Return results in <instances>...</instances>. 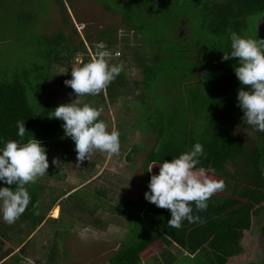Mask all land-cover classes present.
Here are the masks:
<instances>
[{
    "label": "trees",
    "instance_id": "16d2710c",
    "mask_svg": "<svg viewBox=\"0 0 264 264\" xmlns=\"http://www.w3.org/2000/svg\"><path fill=\"white\" fill-rule=\"evenodd\" d=\"M30 1L0 0V44L5 45L13 38L19 42V49L14 52L15 61L13 58L0 61V148L7 140L21 139L16 122L23 120L27 130L23 142L34 137L71 160L76 155L75 143L65 136L64 122L48 118L51 111L64 104L57 100L50 83L52 68L56 64L69 66L75 53L81 50L67 46L72 38L62 32L51 37L40 32L31 43V59L28 58L26 38L29 37L26 33L36 17V10L43 12L46 8L50 11V4L54 2L67 13L66 3L75 0H47L42 6H34ZM94 1L121 15L153 50L151 55L140 58L143 80L134 82L153 103L148 104L151 112L146 116L143 130L146 137L151 133L156 136L155 144L146 156V167L153 162L172 161L199 142L209 158L216 157L224 163L245 161L250 165L252 178L257 175V170L260 171L259 186L263 192L258 202H263L264 132L244 123V112L238 106V90L242 85L234 71L239 61L238 58L223 60V55L231 50L229 29L243 37L259 38L258 32L255 37L250 33L249 18L264 14V0H112L110 4L104 0ZM185 23L188 33L181 35L180 29ZM106 34L109 39L104 38ZM114 34L113 28L101 31L98 42L105 43L109 50L118 42ZM82 54V63L91 58L85 48ZM126 60L121 57L119 63L123 62L124 70L105 89L106 95L104 91L95 96L85 95V103L90 104L98 98L100 104L91 106L107 107V99L115 103L123 93L132 92L126 80ZM156 84L162 90L156 89ZM244 90L249 89L244 86ZM169 94L171 99L166 98ZM99 119L102 120L101 116ZM237 128L254 130L252 148ZM116 129L121 140L133 133L128 127ZM140 147L134 148L133 152ZM127 158L130 160L129 155ZM215 164L212 170L222 172L223 164L219 167ZM152 175L146 173L144 177L147 192ZM97 192L106 194L103 190ZM209 203L210 199L205 211H196L193 204V215H198L200 221L184 220L182 227L176 229L168 226L170 210L158 208L144 196V202L138 205L136 212L127 216L131 218L130 236L104 264H141L142 253L158 240L166 248L179 247L189 257L197 258L199 264H229L235 247L241 242L239 231L253 229L260 213L255 203L247 201L209 219ZM261 233L264 239V220ZM20 251L25 252L26 246ZM173 261L170 259L167 264ZM240 264L260 263L252 260Z\"/></svg>",
    "mask_w": 264,
    "mask_h": 264
},
{
    "label": "rangeland",
    "instance_id": "374dc122",
    "mask_svg": "<svg viewBox=\"0 0 264 264\" xmlns=\"http://www.w3.org/2000/svg\"><path fill=\"white\" fill-rule=\"evenodd\" d=\"M45 1L47 0H31L30 2L34 6H42ZM104 1L112 3V0ZM50 7V11H46V8L43 12L36 10L34 21L28 25L26 33L29 37L26 38L29 43L28 58L33 59L31 43L40 32L50 37L62 32L65 36L72 38L66 45H69L71 49L76 46L81 51L75 53L69 66L56 64L52 68L53 78L50 83L60 103H72L78 97L74 90L65 84L66 80L72 78V66L82 63L84 48L92 56L100 37L99 33L113 28L115 30L113 36L118 42L108 50L109 63H119L123 56L127 59L125 61L126 80L133 90L127 95L123 93L115 103L107 99V107L99 105L98 109L102 110L101 118L108 125L109 131L113 126L115 128L123 126V128H132L133 133L128 134L126 140L120 139V150L117 154L108 155L94 151L90 160L85 159L82 163L77 160V152L73 159L68 160L61 151L43 145L49 160L48 173L40 177L36 183L28 185L31 198L29 206L19 219L11 224L13 231L10 229L8 231L14 232L15 234L12 235H18V239L23 240L41 220H45L43 227H40L41 230L27 240V254H16L20 258L19 264L26 262L31 264H104L130 236L129 220L131 218L127 216L136 212L138 205L144 202V196L148 190L144 183L146 173H159V166H155L151 173L148 172L149 166L146 167V156L154 146L156 136L151 133L146 137L143 130H145L146 116L151 112L148 104L153 105V103L151 98L144 94V90L135 87L134 84L136 81L143 80V73L139 67L140 58L151 55L153 50L142 36L124 22L121 15L106 10L94 0H75L72 3H66L67 13H63L61 7L54 2L50 4ZM249 22L250 33L255 37L258 32L259 38L264 39V14L250 17ZM187 27L186 23L183 24L180 29L181 35L188 33ZM104 38L109 39L110 36L106 34ZM18 43L13 38L5 45L0 44V61L7 62L12 58L15 61V53L19 49ZM156 89L162 90L159 84H156ZM141 92L142 96H140ZM104 94L106 95V90ZM166 98L171 99V94ZM86 101V96L79 97L80 105ZM98 101L96 98L90 105L100 104ZM146 103V106H142ZM233 130L236 131V128ZM237 132L247 139L252 148L251 139L255 136L254 130L237 128ZM139 146L141 147L133 152L134 148ZM128 155L130 160L127 158ZM56 158H59L61 162L59 167L52 163ZM213 164L218 167L223 164L224 167L221 169L223 171L215 173L212 170ZM197 167L205 168L212 178L223 180L225 184L223 191H218L212 196L211 216L247 201L255 203V208L260 213L254 221L253 229L239 231L241 242L235 247L234 257L230 259L229 264L246 263L252 260L264 264V239L261 233L264 201L258 202L263 192L259 186L260 171L257 170V175L252 178L250 165L245 161L233 162L232 160L224 163L216 157L209 158V154L205 152L200 157ZM3 187L15 189L16 185H6L0 181V188ZM98 190H103L106 194H100ZM34 198L38 202V207ZM19 230L21 233L18 232ZM6 232L0 229V233ZM170 259H174L171 264H199L197 258L189 257L188 253L175 245L166 248L160 240L142 253L141 264H167ZM5 264L13 263L10 259Z\"/></svg>",
    "mask_w": 264,
    "mask_h": 264
},
{
    "label": "clouds",
    "instance_id": "9594fccd",
    "mask_svg": "<svg viewBox=\"0 0 264 264\" xmlns=\"http://www.w3.org/2000/svg\"><path fill=\"white\" fill-rule=\"evenodd\" d=\"M231 41L230 52H224L223 60L238 58L235 74L242 87L238 90V106L244 112V123L264 132V39L243 37L237 32L228 30ZM110 54L103 42L95 45V52L87 62L72 66V78L65 81L78 97L69 104L56 107L48 118L63 121L65 136L75 143L77 160L82 163L90 160L94 151L117 154L120 150V133L99 117L101 109L88 103L80 105L79 97L99 95L124 70L123 62L109 63ZM246 86L249 90H244ZM20 140H7L0 148V181L11 187L0 188V216L5 223L11 225L25 212L30 203L28 185L34 184L40 177L48 173L49 160L42 143L31 137L23 142L25 122H16ZM204 155L201 143L175 157L172 161L153 162L148 167L152 172L159 166V173L150 179V191L145 193V199L158 208L168 209L171 219L168 226L179 229L184 220L190 223L200 221L196 211H205L207 201L218 191H223V180L212 178L208 170L197 167L200 157ZM57 167L61 164L59 158L52 161ZM38 207V202L37 205Z\"/></svg>",
    "mask_w": 264,
    "mask_h": 264
},
{
    "label": "crops",
    "instance_id": "0c3cea01",
    "mask_svg": "<svg viewBox=\"0 0 264 264\" xmlns=\"http://www.w3.org/2000/svg\"><path fill=\"white\" fill-rule=\"evenodd\" d=\"M212 200H213V198L211 197L210 198V203H209V219H212L213 217H215L216 215H214V216H211V214H212V209H211V205H212ZM56 207V206H55ZM0 222H2L1 224H0V229H3V230H6L7 232L5 233V234H2V233H0V264H5L6 263V261H8V260H12V263L13 264H19V262H20V260H18V259H20L19 258V256L18 255H16V254H21V253H26L27 254V251H25V252H21L20 251V249L25 245H27V240H29V238L31 237V236H33V234H36L38 231H40L41 230V228L40 227H43V225H44V221L45 220H43L36 228H34L32 231H31V233L27 236V238H25V239H23V240H21V239H18V235H12V234H15L14 232L13 233H11L12 231H13V229H12V227H11V225H7L5 222H4V220H3V218H2V216H0ZM47 223V222H46ZM12 230L11 232H9L8 230ZM18 232H20L21 233V230H19ZM12 244L14 245V246H12ZM27 250V249H26ZM33 252H36L35 250H33ZM24 264H31V262H26V263H24Z\"/></svg>",
    "mask_w": 264,
    "mask_h": 264
},
{
    "label": "built area",
    "instance_id": "2783aa9c",
    "mask_svg": "<svg viewBox=\"0 0 264 264\" xmlns=\"http://www.w3.org/2000/svg\"><path fill=\"white\" fill-rule=\"evenodd\" d=\"M119 56H120V53H119Z\"/></svg>",
    "mask_w": 264,
    "mask_h": 264
}]
</instances>
